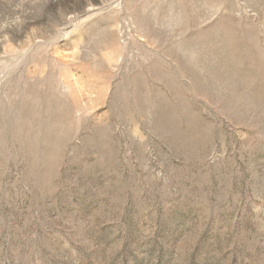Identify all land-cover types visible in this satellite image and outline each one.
Returning <instances> with one entry per match:
<instances>
[{"label": "rangeland", "instance_id": "1", "mask_svg": "<svg viewBox=\"0 0 264 264\" xmlns=\"http://www.w3.org/2000/svg\"><path fill=\"white\" fill-rule=\"evenodd\" d=\"M0 264H264V0H0Z\"/></svg>", "mask_w": 264, "mask_h": 264}]
</instances>
